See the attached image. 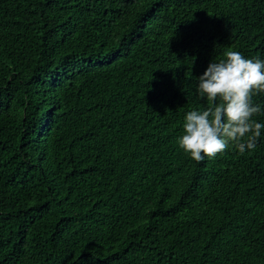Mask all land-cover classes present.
<instances>
[{"label":"trees","instance_id":"16d2710c","mask_svg":"<svg viewBox=\"0 0 264 264\" xmlns=\"http://www.w3.org/2000/svg\"><path fill=\"white\" fill-rule=\"evenodd\" d=\"M228 50L264 60V0H0V264H264V129L178 144Z\"/></svg>","mask_w":264,"mask_h":264},{"label":"clouds","instance_id":"9594fccd","mask_svg":"<svg viewBox=\"0 0 264 264\" xmlns=\"http://www.w3.org/2000/svg\"><path fill=\"white\" fill-rule=\"evenodd\" d=\"M195 80L196 93L207 107L187 112L179 147L196 162L213 159L229 146L241 154L254 150L264 129L254 119L264 106L253 100L264 94V60L228 50Z\"/></svg>","mask_w":264,"mask_h":264}]
</instances>
